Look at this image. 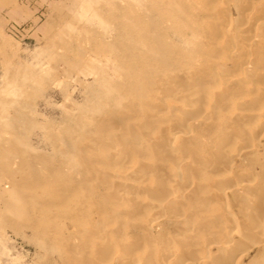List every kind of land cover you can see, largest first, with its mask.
<instances>
[{"label":"rangeland","instance_id":"rangeland-1","mask_svg":"<svg viewBox=\"0 0 264 264\" xmlns=\"http://www.w3.org/2000/svg\"><path fill=\"white\" fill-rule=\"evenodd\" d=\"M255 2L227 0L226 9L235 18L237 4L246 8ZM258 2L264 6L263 0ZM110 10L109 0H0V264H150L146 260L149 248L144 252L137 248V243L144 246L146 235L157 253L167 234L182 237L188 231L179 214L170 212L162 215L160 227L151 229V234L143 230L140 225L154 214H143L144 203L162 198L166 191L151 190L148 196L136 187L168 177L175 159L191 164L189 172L203 180L173 185L169 193L174 199L178 198L175 191L185 189L186 195L198 185L206 190L205 184L220 172L218 165H205L209 156L205 148L212 132L231 130L237 108L222 110L217 118L211 112L205 119L208 110L200 103L190 104L182 120L197 116V122L189 128L181 126L188 137L175 147L149 151L151 137L168 139L170 132L165 128L180 114L169 98L161 101L152 96L153 88L178 86L163 85L167 71L156 78L160 67L147 46L141 45L148 57L142 70L150 78L151 89L132 102L126 100L125 108L104 101L94 70L116 77L111 62L104 60V44L112 45L116 35ZM148 22L152 24L139 33L176 47L183 56H192L199 48L197 38L183 44L164 16ZM252 51V57L258 56L256 49ZM219 60L232 66L227 57H214L212 68L223 72ZM199 61L194 56L186 67L195 77L208 78ZM170 74L176 82L184 70ZM245 95L239 97L243 106ZM142 101L147 105L139 106ZM145 120L152 124H143ZM130 129L137 142L131 141ZM229 154V175L234 180L249 177L247 172H258L264 161V140L250 153L253 160ZM137 168L145 172L144 177L134 171ZM127 174L128 179L123 178ZM117 195L128 207L115 201ZM228 199L233 203L231 194ZM182 213L189 214V209L184 207ZM101 214L107 221L97 222ZM115 229L122 230L130 246H137L128 253L113 247L110 237ZM189 234L190 239L195 237L194 231ZM99 245L104 248L101 253L96 252ZM257 249L249 252L245 263ZM189 263L200 264L199 260Z\"/></svg>","mask_w":264,"mask_h":264},{"label":"bare ground","instance_id":"bare-ground-1","mask_svg":"<svg viewBox=\"0 0 264 264\" xmlns=\"http://www.w3.org/2000/svg\"><path fill=\"white\" fill-rule=\"evenodd\" d=\"M226 1L109 0L110 22L115 27L116 35L113 36L112 45L104 44V47H107L104 60L111 62L116 77L108 76L109 74L106 75L96 67L94 70V74L99 78L97 83L103 91L104 101L114 107L125 108L128 106L126 100L132 102L136 95L151 89L148 81L150 78H146L142 70L148 57L141 45L147 46L155 58L153 61L160 67L156 78L159 79L162 73L167 71L163 85L176 83L178 86L175 88L173 85L174 88L170 89H151L152 96L155 95L157 100L169 98L173 101L174 111L179 107L180 115L173 124L165 128L170 132L168 139L154 135L151 137L149 151L162 146L175 147L182 139L188 137V131L182 130L181 126L189 128L197 122V116L182 120L190 110V104L200 103L206 108L208 113L205 119L211 117V112L214 113L213 118H217L220 111L237 108L231 130L212 132L209 145L205 148L209 154L208 159L204 161L205 165L212 163L220 166L219 174L205 184L208 186L206 190H202L203 186L198 185L199 187L196 186L186 195L185 189L175 191L178 198L172 197L173 194L169 191L173 185L183 186L188 180L196 178H199L200 182L203 180L193 170L189 172L191 164H183L177 159L171 162V173L168 177L147 180L146 185L136 187L148 196L151 190L166 191L162 198L144 203L143 214H154L148 216L140 225L143 230L151 234V229L160 227L162 215L170 212L179 214L178 220L188 231L182 237L179 233L173 237L167 234L160 242L161 250L157 253L146 235L144 246L140 247L137 243V248L139 252L149 248L146 260L150 261V264L152 261L153 264H190L193 260H199L200 264H264V161L260 164L258 172L252 169L247 172L249 177L234 180L228 173L232 160L227 158V152H230L229 156L242 155L249 156L250 159V153L256 152L260 140H264V105L258 104L264 102V6L258 0L246 8L237 4V15L232 18L229 16ZM202 4L205 5V10ZM155 16L169 19L170 29L177 33L183 44L197 38V51L193 52L192 56H183L176 47L171 48L158 38L153 39L139 33L152 24L148 20ZM254 49L257 51L256 57H252ZM194 56L199 57L202 71L208 78L195 77L186 67L187 62ZM214 57H227L232 66L228 67L219 60L218 63L224 67L223 72L212 68L210 63ZM177 70H184V75L175 82L172 81L173 75L170 73L174 74ZM236 72H239V75L232 74ZM244 94L247 98L245 106L239 99ZM138 105L143 107L147 103L142 101ZM146 110L144 109V112ZM172 115L173 113L166 116ZM166 120L169 121L170 118ZM144 123L149 125L152 121L145 120ZM128 134L132 142L139 140L131 129ZM197 161L196 163L202 164V161ZM134 171L144 177L145 172L140 168ZM128 176L124 175L123 178L128 179ZM238 187L243 188L242 191L245 192H238ZM228 194L232 195L233 203L229 202ZM119 200L117 195L115 201L127 206L124 198L122 202ZM184 207L189 209V214L182 213ZM155 215L156 217H152ZM105 221L107 218L102 214L98 216L97 222ZM108 221L110 222L109 218ZM121 231L112 230L111 245L127 249L128 253L137 245L130 246L123 239ZM192 231L195 237L190 239L189 233ZM157 233L162 235V230L157 229ZM98 247L96 252L101 253L104 248L102 245ZM254 247L258 249L245 263ZM173 248L175 250H172ZM1 249L4 251L5 248ZM195 254L198 257H195ZM119 262L125 261L120 259Z\"/></svg>","mask_w":264,"mask_h":264}]
</instances>
